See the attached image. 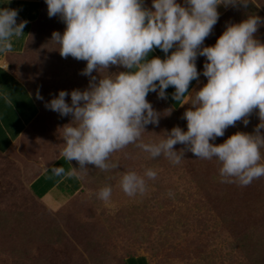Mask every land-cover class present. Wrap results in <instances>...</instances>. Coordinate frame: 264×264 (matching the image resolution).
I'll use <instances>...</instances> for the list:
<instances>
[{
    "label": "rangeland",
    "instance_id": "1",
    "mask_svg": "<svg viewBox=\"0 0 264 264\" xmlns=\"http://www.w3.org/2000/svg\"><path fill=\"white\" fill-rule=\"evenodd\" d=\"M264 18V0H248L246 7L232 6L214 25L202 47L215 45L230 24L248 16ZM255 38L264 43V25ZM59 44L39 52L15 67L42 108L40 119L10 153L0 154V264H127L130 258L146 257L151 264H264V176L249 185L222 182L218 159L197 158L185 151L184 159L173 164L164 155L149 153L129 144L114 152L109 163L119 167L100 170L87 165L76 170L77 190L62 189L45 198L31 190L38 170L39 152L64 148L62 127L72 116H60L45 107L61 90H85L90 77L82 75L86 61L71 56L62 58ZM33 59V60H32ZM206 57L199 56L196 67L199 82L180 109L161 99L151 102L160 113L158 125L149 124L137 143L155 144L165 139L173 127L187 131L184 112L207 83L202 75ZM110 66L108 73L125 71ZM101 70L103 77L108 74ZM93 76L100 75L94 71ZM247 126L238 121L224 136L210 143L221 144L236 132L253 133L260 123L254 111ZM264 135V129H261ZM184 145L177 144L179 151ZM264 164V147L260 149ZM79 169L76 161H71ZM156 171L154 180H146L143 194L128 196L120 181L126 172L144 176ZM106 186L110 198H99Z\"/></svg>",
    "mask_w": 264,
    "mask_h": 264
},
{
    "label": "clouds",
    "instance_id": "2",
    "mask_svg": "<svg viewBox=\"0 0 264 264\" xmlns=\"http://www.w3.org/2000/svg\"><path fill=\"white\" fill-rule=\"evenodd\" d=\"M45 2L48 16H59L66 25L62 34L54 31L51 39L59 44L61 57L86 61L81 74L90 77L87 89L71 91V104L64 90L45 104L60 116H72L62 127L65 146L61 155L78 163L79 169H73L86 171L87 165L115 169L119 165L108 162L111 154L135 144L152 158L164 155L173 164L184 159L185 151L200 159L216 158L226 183L247 186L264 176V164L259 163L264 147V43L254 36L264 18L252 15L230 24L215 45L202 47L218 21V5L246 7L248 0H185V6L177 0H152L154 10L145 7L143 0ZM17 16L16 9H0V51H11V38L24 34L28 21L17 24ZM155 48L166 57L146 59ZM198 55L206 57L202 75L207 83L195 91L183 114L187 131L176 126L165 131L166 138L158 143H137L146 125L159 123L160 113L147 95L156 92L166 99V89L172 86L173 99H182L190 83L199 78ZM110 66L129 71L110 74ZM101 70L108 74L102 77ZM94 71L100 75L98 82ZM36 98L43 99L39 92ZM254 111L260 123L253 133L236 132L221 144L210 143L238 121L247 126ZM177 144L185 147L177 151ZM52 172L62 175L64 168L53 166ZM156 176L152 169L144 176L126 172L120 185L131 197L146 191L145 177L154 180ZM111 192L106 186L99 198L107 201Z\"/></svg>",
    "mask_w": 264,
    "mask_h": 264
},
{
    "label": "crops",
    "instance_id": "3",
    "mask_svg": "<svg viewBox=\"0 0 264 264\" xmlns=\"http://www.w3.org/2000/svg\"><path fill=\"white\" fill-rule=\"evenodd\" d=\"M185 6V0H177ZM145 7L152 9V0H143ZM9 8L18 10L17 24L28 21L23 33L19 37L11 38L12 50L0 51V154L10 153L24 138L28 130L40 119L42 108L34 97L28 85L19 77L15 67L22 61L36 55L37 48L50 49L55 45L52 39L54 31L64 32L66 25L59 16L49 17L45 0H0V9ZM232 5L220 4L217 7L219 18L222 17ZM44 50V49H42ZM175 51L171 49L168 55ZM159 57L164 59L166 54L155 48L146 59ZM33 58V57H31ZM33 60V59H32ZM125 71H129L126 69ZM199 82L193 80L189 85V93L180 100L173 99L174 87L166 89L167 98L161 99L156 92H150L146 99L151 103L161 99L173 109H180L195 90ZM158 91V90H157ZM38 170L40 173L31 182V190L38 198H45L62 189L77 190L79 179L72 162L67 161L58 147L44 149L39 152ZM53 166L63 167L62 175H54ZM73 172L72 175H68Z\"/></svg>",
    "mask_w": 264,
    "mask_h": 264
},
{
    "label": "trees",
    "instance_id": "4",
    "mask_svg": "<svg viewBox=\"0 0 264 264\" xmlns=\"http://www.w3.org/2000/svg\"><path fill=\"white\" fill-rule=\"evenodd\" d=\"M127 264H151L146 257H134L127 261Z\"/></svg>",
    "mask_w": 264,
    "mask_h": 264
}]
</instances>
